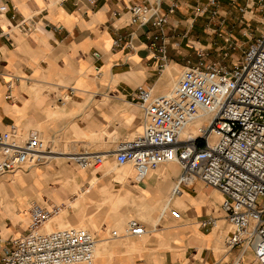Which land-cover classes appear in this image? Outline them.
Returning a JSON list of instances; mask_svg holds the SVG:
<instances>
[{"label": "crops", "instance_id": "1", "mask_svg": "<svg viewBox=\"0 0 264 264\" xmlns=\"http://www.w3.org/2000/svg\"><path fill=\"white\" fill-rule=\"evenodd\" d=\"M7 1L8 11L0 14V33L9 34L0 35V131L12 127L22 135L37 131L46 136L50 150H87L103 153L105 158L113 157L118 141L142 131V113L134 100L136 86L151 87L157 94L164 92L169 79L167 67L182 69L185 57H194L209 15L196 14L206 0H176L177 8L168 15L162 30L168 64L165 75L152 58L156 54L151 37L159 34L160 28L149 23L130 24L128 11L137 3L155 6L156 0H95L93 4L86 0ZM169 1L159 5L160 13L166 12ZM20 22L25 23L21 31L15 28ZM117 37L122 40L115 45ZM128 40L131 47L124 45ZM40 169L39 184L35 175L26 174L21 175L22 183L10 181L11 186L2 189L0 262L4 251L12 247L11 240L26 232L32 206L43 207L37 201L57 200L63 205L88 175L90 180H98L94 170L72 169L74 173L65 187L62 177L58 180L53 172L47 174L43 167ZM176 176L171 174L166 181L157 175L140 182L134 179V187L123 178L122 193L104 180L83 199L92 206L86 208L90 219L87 224L97 232H107L129 220L142 224L146 233L155 232L153 239L142 240L114 238L111 230V238L101 250L105 264H231L238 257L240 248H227L225 244L229 227L219 208L221 194L197 181L172 195ZM169 181L172 185L166 195L170 206L183 194L190 207L168 210L153 228H146L136 218L140 214L136 209L139 201L131 199V194L141 195L142 189L151 191L155 185L166 188ZM103 185L109 187L106 192L101 190ZM70 198L71 204H82V199ZM125 204L129 206L120 207ZM95 205L115 209L96 211ZM68 209L64 206L50 219L53 230L58 229L56 219L62 224L68 221ZM207 217L216 218L217 226L201 228L200 222ZM125 225L118 231L122 232ZM101 263L103 259L97 264Z\"/></svg>", "mask_w": 264, "mask_h": 264}, {"label": "built area", "instance_id": "2", "mask_svg": "<svg viewBox=\"0 0 264 264\" xmlns=\"http://www.w3.org/2000/svg\"><path fill=\"white\" fill-rule=\"evenodd\" d=\"M86 1L93 4L95 0ZM155 3L133 4L128 11L130 24L149 23L160 28V33L151 37V46L156 54L152 58L161 70L166 66L162 30L177 4L170 0L166 12L160 13L163 0ZM216 7L218 2L206 0L200 12L213 19ZM255 7L259 15L256 35L248 36L247 29L241 32L249 42L230 66L208 60L205 50L197 47L193 58L185 57L181 72L166 92L157 94L151 87L136 86L134 100L142 113V131L118 141L113 152L115 165H131L138 182L159 166L175 163L178 173L172 195L197 181L217 190L222 196L219 208L229 227L226 247L240 248L231 264H264V1L258 0ZM7 11L8 1L0 0V14ZM244 22L238 18L235 24ZM24 26L20 22L15 28L21 31ZM207 27L223 39L224 46L217 51L222 50L224 57L236 48L233 27L229 33L224 28ZM121 40L117 37L114 44ZM124 45L131 47L130 40ZM47 143L37 131L25 135L14 127L0 131V176L45 163L42 154L51 151ZM104 158L103 153L83 150L72 154L70 160L80 168L94 170ZM59 212L58 206L50 210L32 206L26 232L11 240L12 247L4 251L0 264H90L96 238L89 230L70 226L42 231L43 222ZM215 226L213 217L200 222L201 228ZM145 233L142 224L129 220L122 232L113 230L111 235L140 237Z\"/></svg>", "mask_w": 264, "mask_h": 264}, {"label": "rangeland", "instance_id": "3", "mask_svg": "<svg viewBox=\"0 0 264 264\" xmlns=\"http://www.w3.org/2000/svg\"><path fill=\"white\" fill-rule=\"evenodd\" d=\"M216 2H218V7H216V11H217V15L211 19L210 16L208 15V19L206 22H204V29L205 32L203 33V39L199 40L200 43L197 44L198 47H202L206 54H207V58L208 60H212V61H222L223 64L230 66L231 63H233V61H235V58H239L241 52L243 51V49L248 45V38L247 37H242L241 32H243L245 29L248 30V36H250V33L252 34V37L256 35V28L258 26V22L257 20L259 19V15L256 12V7L255 4L258 0H215ZM264 1V0H263ZM206 3V1H205ZM204 3V4H205ZM253 5L252 9L250 10V6ZM199 8L198 10H196V14H205L200 12ZM240 9L243 10L240 11ZM214 10V11H215ZM252 11V13H251ZM209 14V13H207ZM241 19L243 18L245 20L244 24H241L239 26H237L235 23L237 22V19ZM212 20L209 22V20ZM225 21L224 24H222V21ZM209 24L210 28H213L214 30H218L220 28V31L224 28L227 33L228 30L230 29V27H233L231 30V34L233 36H235V40L234 43L237 44L236 48L233 50H229L227 51L226 56L224 57L222 54V50L217 51V48H222L224 46V42L222 38L217 37V35L215 33H211V31L207 32V25ZM226 36V34H225ZM226 52V51H223ZM168 65V64H167ZM166 65V66H167ZM170 65V64H169ZM172 65V64H171ZM166 66L161 69L164 70V74H165V69ZM161 70L158 69L159 72H161ZM182 69H178V70H173L170 67H167V72L169 76L168 82L166 83L165 86V91L166 92L168 89H170L173 84L174 81L176 80L177 76L179 75V73L181 72ZM173 77V78H172ZM162 92V93H164ZM44 141L48 142L46 136H42ZM48 144V143H47ZM51 151H60V152H65V153H74L71 152L70 149H61V147L58 148H52ZM77 153V152H76ZM45 159V163L40 166V164H35L32 167H29L28 170L26 171H17L14 174H9V175H4V176H0V182L5 181V187H10L11 185L9 184L10 181L12 182H20L22 183V179H21V175H26V174H32L33 176L35 175L37 178L36 183L39 184L38 182V174L40 173V167H43L44 170H46L47 174H50V171L53 172L54 174H56L57 179H64L65 180V187H68L69 184V180L71 178V175L74 173L72 169H79V167H75L74 163L70 160V158H65V157H60L57 159H48V158H44ZM73 163V164H72ZM168 164L166 165H162L159 166L157 169H155L154 171L150 172L151 175H157L159 178H161L162 180L166 181L171 174H173L170 170H165V171H169L166 175H160V170L161 169H165L167 168ZM49 169V171H48ZM90 170H87L86 172H90ZM94 172H97V177L98 180H96L95 178H93L92 180H90L91 176L88 175L87 179L84 181L83 185H81L80 187H78L76 189V191H74L75 195L73 196H68V199L70 197H76L79 198V196H81L79 199L83 200V199H87L89 196L92 195L93 190L96 188V183L99 185L102 182L101 181H107V184L109 185V187H111V189H118V191H120L122 193L123 188H125V183L123 180V178H127L128 180L130 179L129 176H126L127 172H130L132 174H134V168L132 166H125L122 168H119L117 166H115L114 163V158H105L104 161L96 167V170ZM106 172H108L106 174ZM178 173V170H177ZM173 174L174 177L177 175ZM148 175L145 179H147L149 176ZM97 181V182H96ZM85 184H89V186L87 187V185ZM93 187H92V186ZM172 183L169 181L168 185L166 188L164 187H159V189H161L162 193V197H160L159 199H156L154 197H152L149 201V205L150 209L154 206V207H158L159 205H161V203L167 198L169 197L168 195H166L167 192H169V189L171 187ZM157 185H155L156 187ZM204 186V185H203ZM91 187V188H90ZM108 186H101V190L103 192H106V190L109 188ZM205 187V186H204ZM4 188V187H3ZM3 188H0V198H2L3 192L4 190H2ZM86 188H88V190L85 192V194H82L83 190H86ZM155 189V188H154ZM166 189V192H165ZM153 190V189H152ZM151 190V191H152ZM113 191V190H111ZM145 189L141 190V195H136L131 194V199L135 200V201H139L137 204L133 201V204H136V209H138V211L140 212V214H138V216L136 218H138L142 223H144V225L146 226V228H153L154 226V214L152 213L151 210H149L144 202V197H150V191H147ZM138 193V192H137ZM61 195H64L63 192L60 193ZM144 194V195H143ZM63 197V196H62ZM57 198V197H56ZM68 199L66 200L65 204L61 205V202H58L57 200H53V201H49L48 203H44L41 201H37L39 205L43 206V208H45L46 210H50V208L52 206H59L60 209H63L64 206H68V212L71 214L68 218V221H63V224H58L57 220H55L56 222V228L58 229H63V228H67L70 226H75V227H82L85 228L87 230H89L90 232L94 233L97 237V240L101 237L102 239H104L101 243L104 244V246L106 247L107 245V241L110 240V232L111 230H121V228H123V226L126 224L127 221L123 222L122 224L119 225H114L111 227V230H108L107 232H101V231H96L94 229V227H90V225H88L87 223L90 222V219L88 218L87 220V216H86V208L90 209L92 206L89 205L88 200L87 201H82V204H71ZM71 199V198H70ZM129 199V198H128ZM261 198L257 199V203H260ZM221 202V200H220ZM219 202V204H220ZM110 203V202H109ZM59 204V205H58ZM118 204V203H117ZM114 205V203L112 204ZM70 206V207H69ZM116 206H119L116 205ZM129 205L125 204L123 206L120 207H127ZM119 207V208H120ZM94 209L96 208V211H100V210H104V209H108L109 211H113L115 208H113L111 205H95V207H93ZM117 209V208H116ZM168 210H172V209H166V214ZM67 214V212L65 213ZM146 214V215H144ZM150 214L153 215V217L149 216ZM53 217V216H52ZM52 217H49L46 221L43 222V229L45 231H52L54 228L51 226L49 228L45 229V224L44 223H48L50 221V219ZM146 231H148L146 229ZM150 231V230H149ZM154 234L155 232H147L145 233L143 236L141 237H136L142 240H150L154 238ZM130 238V237H128ZM101 243L97 242V246H96V253L98 246H103ZM95 253V254H96ZM247 255V254H246ZM111 256V255H110ZM106 258V256H105ZM105 258H103V263L101 264H105ZM248 257L246 256V259Z\"/></svg>", "mask_w": 264, "mask_h": 264}, {"label": "bare ground", "instance_id": "4", "mask_svg": "<svg viewBox=\"0 0 264 264\" xmlns=\"http://www.w3.org/2000/svg\"><path fill=\"white\" fill-rule=\"evenodd\" d=\"M72 154H75V153H65V152H60V151H50V152H46V153H43L42 155L44 156V158H48V159H57V158H60V157H65V158H70L71 157V155ZM79 169H82V170H85V169H83V168H80L79 167ZM96 169H94V171H95ZM165 170H170L173 174H176L177 173V170H178V167L176 166V164L175 163H173V162H171V163H168V166H167V168H165V169H161L160 170V174L161 175H166L168 172L167 171H165ZM150 172H152V171H150ZM148 173V175H151V173ZM108 172H106V174H107ZM135 174H132V173H130V172H127L126 173V176H129L130 177V179H129V184L130 185H132L133 187L135 186L134 184H135V182H134V179H135V176H134ZM147 175V176H148ZM146 176V177H147ZM4 182L5 181H2V182H0V188H3L4 186H5V184H4ZM88 190V188H86V190H83L82 191V194H85V192ZM136 192H139L140 191V189L138 188V187H136V190H135ZM147 192V191H146ZM162 191H161V189H159V187L158 186H156L155 187V189H153L152 191H150V197H144V202H145V205H146V207L149 209V210H151L152 211V213L154 214V224H156L157 223V221H158V219L161 217V216H165L166 215V209H188L190 206H189V204H187V202H185L184 201V199H183V194H181V197H177L175 200H174V203H173V205L172 206H170V198L169 197H167L162 203H161V205H159L158 207H152L151 209H150V206L151 205H149V201H150V199L152 198V197H154V198H156V199H159L160 197H162L161 195H162ZM144 195V194H143ZM188 196V195H187ZM190 199V198H189ZM198 202V201H197ZM199 204V203H198ZM43 208V207H42ZM45 209V208H44ZM194 209V208H193ZM48 219V218H47ZM46 221V220H45ZM58 223L59 224H62V222H60V221H58ZM45 224V229L46 228H49L50 227V224H49V222L47 223H44ZM42 231H45L44 229H43V224H42ZM92 233V232H91ZM95 237H96V235L94 234V233H92ZM140 236H142V235H140ZM104 239H102L101 237L97 240V237H96V246H97V242L98 243H101L102 241H103ZM102 244V243H101ZM103 246L101 247V246H98V249H97V252L98 253H96V246H95V252H94V259H93V261L91 262L92 264H97V263H100V262H102V259H103V257H104V255H102V253H101V250L102 249H105L106 247L104 246V244H102ZM96 253V254H95ZM90 263V264H91Z\"/></svg>", "mask_w": 264, "mask_h": 264}]
</instances>
